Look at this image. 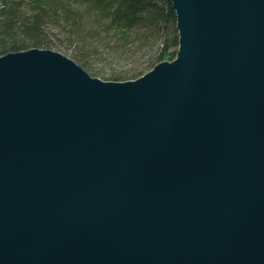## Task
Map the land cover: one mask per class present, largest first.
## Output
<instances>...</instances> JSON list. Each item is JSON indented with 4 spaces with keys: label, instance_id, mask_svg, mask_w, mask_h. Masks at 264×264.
<instances>
[{
    "label": "water",
    "instance_id": "95a60500",
    "mask_svg": "<svg viewBox=\"0 0 264 264\" xmlns=\"http://www.w3.org/2000/svg\"><path fill=\"white\" fill-rule=\"evenodd\" d=\"M170 2L133 80L0 55V264H264V0Z\"/></svg>",
    "mask_w": 264,
    "mask_h": 264
},
{
    "label": "trees",
    "instance_id": "16d2710c",
    "mask_svg": "<svg viewBox=\"0 0 264 264\" xmlns=\"http://www.w3.org/2000/svg\"><path fill=\"white\" fill-rule=\"evenodd\" d=\"M175 21L170 0H0V55L59 47L49 39L64 40L77 48L71 57L88 66L86 54L100 56L101 50L117 56L132 46L144 52L156 48L147 68L176 57ZM83 36L100 49L84 44ZM140 74L137 68L131 73L109 74L106 79L124 81Z\"/></svg>",
    "mask_w": 264,
    "mask_h": 264
},
{
    "label": "rangeland",
    "instance_id": "374dc122",
    "mask_svg": "<svg viewBox=\"0 0 264 264\" xmlns=\"http://www.w3.org/2000/svg\"><path fill=\"white\" fill-rule=\"evenodd\" d=\"M97 36L100 37V34H97ZM82 39L85 40L84 44L86 43V45H91L92 47L97 46L98 49H100V47L96 45V42L88 40L87 37L85 36H83ZM106 39L107 38H105V40L103 39V41H106ZM49 41L53 43H57L59 47L56 46V47L48 48V49L60 52L63 55L74 60L71 57V55L77 49L75 45L69 46L64 40H61L59 42L55 39H49ZM156 50L157 49L155 48V49L146 50L144 52V50H141V49H138L132 46L128 49L127 53H124L122 55L120 52L117 54V56H114L113 53L106 52L105 50H101L102 53L100 54V56L93 57L90 54H86L87 60L85 61H87L88 66H85L82 63H79L75 60L74 61L91 76L97 77L104 81H111V80L106 79V77L109 74L131 73L137 68L140 69V73H141L140 76L145 74L147 71H149L154 66L153 64V65H149V67L146 68L148 60L150 59V57ZM164 60L171 61L169 60V58H165ZM130 80H133V79H130ZM120 81H123V80H120ZM124 81H127V80H124Z\"/></svg>",
    "mask_w": 264,
    "mask_h": 264
}]
</instances>
